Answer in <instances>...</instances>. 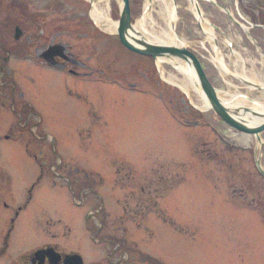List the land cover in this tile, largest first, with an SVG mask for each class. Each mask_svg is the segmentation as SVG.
<instances>
[{
	"label": "rangeland",
	"instance_id": "1",
	"mask_svg": "<svg viewBox=\"0 0 264 264\" xmlns=\"http://www.w3.org/2000/svg\"><path fill=\"white\" fill-rule=\"evenodd\" d=\"M110 1L94 0L90 13L84 4H68V18L108 29ZM134 1L135 22L148 14L147 32L166 29L163 0ZM167 1L172 34L197 57L226 106L234 112L264 109V88L251 90L239 80H254L252 71L264 76V0ZM96 7L102 11L97 19ZM111 39L116 45L111 85H80L73 90L78 100L51 70L34 63L6 65L7 78L20 85L34 110L0 106V264H16L47 243L81 256L85 264L129 262L120 253L106 258L112 247L95 244L90 230L97 219L105 233L126 241L131 251L118 252L135 255L132 264H264V175L256 138L203 108L181 61L171 67L142 56L147 77L138 80L144 91L128 86L137 84L128 64L141 58L120 45L116 32ZM162 70L193 89L162 78ZM241 96L248 97L234 106ZM91 106L97 123L87 121ZM243 120L249 126L261 122L250 113ZM39 138L51 151L45 158L32 156ZM261 138L264 142V134ZM261 155L264 171V147ZM62 162L89 173L93 184L83 195L70 180L52 178L65 167ZM142 188L152 193L148 202L146 192L142 201L134 193Z\"/></svg>",
	"mask_w": 264,
	"mask_h": 264
},
{
	"label": "flooded vegetation",
	"instance_id": "2",
	"mask_svg": "<svg viewBox=\"0 0 264 264\" xmlns=\"http://www.w3.org/2000/svg\"><path fill=\"white\" fill-rule=\"evenodd\" d=\"M36 2H38L37 5ZM110 2L111 14L114 17L119 10L114 0ZM71 3L86 5L90 13L94 0H91V3L85 0H0V106L3 103H11L19 110H34V107L26 101L23 93L19 92L20 85L7 78L10 71L6 65L13 63H34L39 67L51 70L53 74L64 81L68 95L72 97L74 95L73 98L75 99H77V94L73 90H77L80 85L105 86L106 84L107 87L111 85L110 81L114 78L112 75L115 74L116 65L114 61L116 45L111 39L112 35L104 30L101 31L91 20L71 21L67 14V6ZM138 6L139 4H136L134 0H129V8L134 21ZM52 13H54V18ZM253 14L255 13L253 12ZM184 18L187 25L191 26L188 16L185 15ZM262 22H264V16H262ZM131 53L141 58L139 61H130L128 64L130 69L134 71L132 80L136 81L137 84L126 83L128 80L125 78L123 82L130 87L134 86V89H139L141 92L144 91L142 88L144 85L143 80L147 77V69L141 70V67L146 62L143 61L142 56ZM153 73L156 75L157 72L154 71ZM139 78L143 80H138ZM156 83L157 87L160 88L162 85L160 81L156 80ZM92 92L97 94L94 89ZM182 102L186 104L185 100H182ZM172 111L175 115L179 113H176L174 109ZM87 121L90 123L99 122L92 106ZM39 141L37 154L35 153L32 156L45 158L51 151L41 142L40 138ZM62 163L65 167L55 170V174L51 175L52 178L60 177L62 180H70L72 188L83 195L85 189L91 183L93 184L92 181L87 180L89 173L75 167L71 162ZM116 171L117 175H120L122 170L116 169ZM40 180L38 179V181ZM117 181L121 182L122 180L117 179ZM141 192L142 194L146 192L147 202L153 198L152 193L144 188L135 190V195L141 196V201ZM91 195H94V193ZM100 212H98L99 215L105 218V215L102 212L100 214ZM96 222V228L90 230L93 241L95 244L106 246V248L108 246L112 247H108L109 253L106 258L120 253V255L129 257L130 261L124 262V264L134 263L135 255L131 256L126 251L128 249L126 241L105 233L104 225L98 219ZM51 234L52 232L49 231L48 235ZM121 247L126 248V250L118 252ZM39 252L43 253L37 256ZM74 255L77 254H67L62 250L60 251L57 246L47 243L26 254L25 257H20L19 263L16 264H66L68 257Z\"/></svg>",
	"mask_w": 264,
	"mask_h": 264
},
{
	"label": "water",
	"instance_id": "3",
	"mask_svg": "<svg viewBox=\"0 0 264 264\" xmlns=\"http://www.w3.org/2000/svg\"><path fill=\"white\" fill-rule=\"evenodd\" d=\"M123 2V16L121 19L120 28L117 32L122 45L131 52H135L141 56L151 58L156 63H159V65L165 64L174 67L173 65H175V60L183 62V64L189 69V75L193 79L196 90L201 94L202 99L219 117V119L230 128L248 135H253L256 138L259 146L255 150V152L256 155H259L260 158L262 156V149L264 147V142L261 138V135L264 134V114L247 109H243L242 112H234L230 110L226 106V103L219 98L218 92L208 80L197 57L187 51L183 44L182 45L184 48H179L178 46H169L166 44H154L151 42H146L143 35L139 33L132 25L128 0H123ZM175 21L173 22L174 24ZM173 34L179 41V37L177 36L176 31H173ZM239 80L241 82L245 81L249 85L251 83L244 80L243 78H240ZM254 89L260 91L263 90L262 87L257 85H254ZM245 113H250V115L261 119L260 124L249 126L247 122L243 120V114ZM259 158H257V165L259 171L264 175V171L261 168V160ZM41 254L42 253L40 252L39 254H37V256ZM66 264H82V261L79 257H68V259L66 260Z\"/></svg>",
	"mask_w": 264,
	"mask_h": 264
},
{
	"label": "bare ground",
	"instance_id": "4",
	"mask_svg": "<svg viewBox=\"0 0 264 264\" xmlns=\"http://www.w3.org/2000/svg\"><path fill=\"white\" fill-rule=\"evenodd\" d=\"M115 1V0H114ZM164 1V3H163V6H164V8L166 9V11L167 10H169V14H168V16H167V18H166V20H165V23H166V29H163L164 27H161L160 28V30L158 31V30H153L152 32H151V34L149 33V32H147V25H146V23L148 22V21H146V20H151V18H150V16L147 14L146 15V17L144 18H142V19H140V20H138L137 22H135L133 19H132V16H130V18H131V21H132V25L134 26L135 25V29L139 32V33H141L142 35H143V37H144V39L146 40V42H151V43H155V44H166V45H172V46H174V45H176V46H182V40H181V38H179V41H178V39H177V37L174 35V34H172V32H171V28H170V20H171V17L173 16V8H172V5L169 3V1H167V0H163ZM190 1H192V2H194L195 3V1L194 0H190ZM116 2V1H115ZM110 3L111 2H109V3H107L106 4V7L108 8V11H109V14L111 15V19H109L110 17H109V15H108V13H107V24H106V26H108V29L107 28H105L104 27V25L103 26H100L99 27V29L102 31V29L104 30V31H106V32H109L111 35H113V33H117L118 32V29L120 28V23H121V19H122V13H123V10H122V8H123V4H124V2H123V0H120L119 2H116V4H117V7H118V14L117 15H115L114 17L112 16V14H111V10H110ZM128 3H129V0H128ZM146 6H148V7H150L151 5L148 3ZM151 8H153V4H152V6H151ZM197 10V9H196ZM104 12V11H103ZM100 13H102V11H99L98 10V8L96 7L95 8V12H93V17H98L99 16V14ZM201 13H203L202 12V10L201 11H199V10H197V15L198 16H200L201 17ZM130 15H131V12H130ZM97 17L95 18V19H97ZM104 27V28H103ZM215 30H217L216 28H214ZM133 53H135V52H133ZM135 54H137V53H135ZM137 55H139V54H137ZM244 57V56H243ZM243 61V60H242ZM245 62V61H244ZM244 64V63H243ZM167 66H169V65H167ZM184 68H185V72H188L189 73V69L187 68V67H185L184 66ZM162 69V68H161ZM181 69V72H182V68H180ZM251 75V78L252 79H254V80H252L251 81V83H250V85L249 84H247L245 81H243V83H244V85H245V87L246 88H251V90H253L254 89V85H257V86H260V87H262V88H264V84H262V81H258L259 79H263L264 80V76H263V74H255V73H253V71L250 73ZM160 75H161V77L162 78H165L166 80L168 79V81H170L171 83H173V84H177L178 86L180 85V87H182L183 89H185V90H191V89H193V87L191 88V86L190 87H188L187 85H185V83H183V80H179L177 77H175V76H169V75H167L166 74V72L165 71H161V73H160ZM242 78L244 79V80H246V81H249V80H247V79H249L248 77H243L242 76ZM256 81V82H255ZM187 82V81H186ZM250 82V81H249ZM254 84V85H253ZM252 85V86H251ZM248 97V96H247ZM247 97H245V96H241V98H242V100H241V98H240V100H239V97H235L234 98V101H236V100H239L238 101V103L237 104H234V106H237V105H243V103L245 102L244 100H245V98H247ZM229 103H230V100H228V99H226ZM244 101V102H243ZM204 103H205V101H204ZM228 103V104H229ZM229 105H231V103L229 104ZM207 104L205 103L204 104V107L203 108H205V109H207ZM244 107H246V106H244ZM259 112H262V113H264V109H262V110H259Z\"/></svg>",
	"mask_w": 264,
	"mask_h": 264
}]
</instances>
